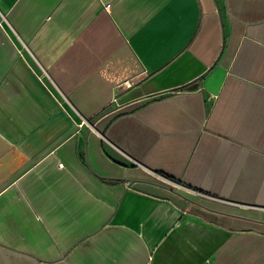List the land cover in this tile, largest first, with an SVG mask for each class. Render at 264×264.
Masks as SVG:
<instances>
[{"label":"crops","instance_id":"1","mask_svg":"<svg viewBox=\"0 0 264 264\" xmlns=\"http://www.w3.org/2000/svg\"><path fill=\"white\" fill-rule=\"evenodd\" d=\"M0 264H264V0H0Z\"/></svg>","mask_w":264,"mask_h":264}]
</instances>
